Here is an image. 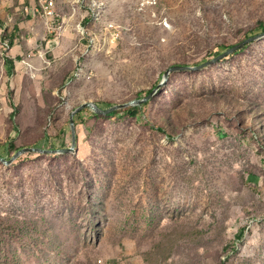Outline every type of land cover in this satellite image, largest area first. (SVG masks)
I'll list each match as a JSON object with an SVG mask.
<instances>
[{"label": "rangeland", "instance_id": "374dc122", "mask_svg": "<svg viewBox=\"0 0 264 264\" xmlns=\"http://www.w3.org/2000/svg\"><path fill=\"white\" fill-rule=\"evenodd\" d=\"M52 1L0 0V157L73 150L0 163V264H264V38L70 128L263 32L264 0Z\"/></svg>", "mask_w": 264, "mask_h": 264}, {"label": "water", "instance_id": "95a60500", "mask_svg": "<svg viewBox=\"0 0 264 264\" xmlns=\"http://www.w3.org/2000/svg\"><path fill=\"white\" fill-rule=\"evenodd\" d=\"M264 38V31L261 33H258L256 35H253L251 37H248L247 39L233 45L232 47L228 48L227 50L223 51L222 53H220L219 55H217L216 57L205 61L204 63L195 65V66H189V65H174L171 66L169 69H167L165 71V73L163 74V77L161 79V81L156 85L155 88H152L151 91H149L147 93V95H145L144 97L138 98V99H133L127 103H122V104H116V105H112L107 109H103L102 107H100L99 105H97L94 102H86L83 103L82 105H80L79 107H77L76 109H74L71 113L70 116V128H71V137H72V144H73V148L76 142V130H75V120H74V116L75 114H77L79 111L83 110V109H90L91 111H93L96 114L99 115H107L113 111L116 110H120V109H124L126 107L129 106H139L147 101H150L151 98L162 88L166 85L168 79H169V75L172 72H177V71H197L200 70L202 68H205L209 65H212L214 63L219 62L220 60H222L223 58L235 53L236 51L240 50L242 47H244L245 45L260 40ZM73 150L71 149H65V150H43V149H39V148H25L22 149L20 151H18L10 160H5L4 158L0 157V163L3 164L4 166H10L15 160H17L20 156L27 154V153H39V154H45V155H55V154H69L71 153Z\"/></svg>", "mask_w": 264, "mask_h": 264}, {"label": "trees", "instance_id": "16d2710c", "mask_svg": "<svg viewBox=\"0 0 264 264\" xmlns=\"http://www.w3.org/2000/svg\"><path fill=\"white\" fill-rule=\"evenodd\" d=\"M258 27L264 31V25L263 24L260 23ZM15 30L18 31V27H16ZM8 40H9V45L12 46L13 45V41H14V36L13 35H8ZM4 66H5V70H6L7 74H12L13 73V62H12V60L10 58H8V57L5 58V60H4ZM149 102L150 101H147V102H145V103H143V104H141L139 106H129V107H126L127 109L124 108L125 109L124 111L130 112L131 114H135L136 111L141 106L148 105ZM86 109H88V108H86ZM115 113H116V111L111 112L108 116H111V115H113ZM91 114L94 115V116H96V113H94V112H91ZM157 129L159 131H163V128H161V127H157ZM7 148H8L7 149L8 153H10V149L13 148V150H14V146H12L11 144H8L7 145Z\"/></svg>", "mask_w": 264, "mask_h": 264}, {"label": "built area", "instance_id": "2783aa9c", "mask_svg": "<svg viewBox=\"0 0 264 264\" xmlns=\"http://www.w3.org/2000/svg\"><path fill=\"white\" fill-rule=\"evenodd\" d=\"M47 9L50 11L53 7V1L52 0H44Z\"/></svg>", "mask_w": 264, "mask_h": 264}]
</instances>
